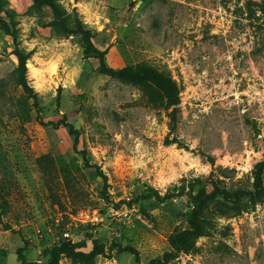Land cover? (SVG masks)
I'll list each match as a JSON object with an SVG mask.
<instances>
[{
    "label": "rangeland",
    "instance_id": "374dc122",
    "mask_svg": "<svg viewBox=\"0 0 264 264\" xmlns=\"http://www.w3.org/2000/svg\"><path fill=\"white\" fill-rule=\"evenodd\" d=\"M57 3L72 27L77 12L108 66L148 62L168 72L179 104L173 119L139 87L100 73L78 35L49 24V7L3 0L20 46L32 51L27 81L40 116L65 114L79 136L74 152L67 128L37 122L32 99L11 81L15 41L0 27V261L18 264L21 249L42 262L63 241L87 252L96 240L105 252L95 264H147L189 227L199 186L248 190L264 160V0ZM203 219L194 248L168 264H264V198L254 206L246 198L238 211L214 202Z\"/></svg>",
    "mask_w": 264,
    "mask_h": 264
},
{
    "label": "trees",
    "instance_id": "16d2710c",
    "mask_svg": "<svg viewBox=\"0 0 264 264\" xmlns=\"http://www.w3.org/2000/svg\"><path fill=\"white\" fill-rule=\"evenodd\" d=\"M43 6L49 7L52 20L50 25L57 28L59 32L66 35H78L81 40L82 53L84 58H95L99 61L98 71L122 83L139 87L145 94L147 100L159 107L170 109L168 115L174 119V112L179 104L180 88L172 76L156 66L148 62H140L134 65H126L120 68H112L105 62L104 52L100 51L93 43L92 32L86 28L75 12L74 27L69 25L65 10L57 3V0H32V7L41 9ZM3 11L4 15L1 14ZM13 10L4 7L3 0H0V27L5 33L14 39L13 53L17 59V64L11 71L10 78L14 86L20 87L25 96L32 99L31 109L35 111V117L39 124L43 126H52L54 128L65 127L72 136V148L74 152H78V136L79 132L69 123L66 115L57 121H44L40 116V107L33 93L31 86L27 81V60L31 57L32 51H26L18 42V20L14 18ZM4 79H0V95H4ZM25 105V104H24ZM85 154V152H82ZM88 163V162H86ZM106 185V176L102 172H98ZM253 181L251 188L248 190H229L213 184V188L207 191L204 186H199L195 196L193 197V208L186 213V221L188 228L177 229L172 232L168 238L169 249L160 257L149 260L147 264H168L178 257L180 252L189 253L193 248L196 240L204 231L203 214L210 204L220 201L226 204L234 211H238L242 201L247 198L252 206L259 203L264 198V160L255 164L253 172ZM7 211L6 201L0 198V221ZM92 248L89 251H81L71 241H63L46 250L44 253L45 260L28 261L22 254V250L17 252L18 264H60L62 257L71 260L73 264H95V259L99 255H103L105 250L102 244L96 240L92 241ZM118 251H126L134 255L138 259L137 250L130 246H120L115 244ZM4 254V252H2ZM0 264H5L0 261Z\"/></svg>",
    "mask_w": 264,
    "mask_h": 264
}]
</instances>
